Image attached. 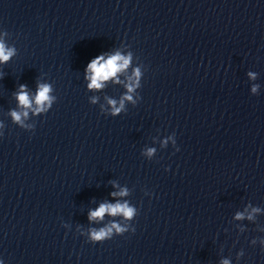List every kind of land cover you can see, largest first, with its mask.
<instances>
[{
	"label": "clouds",
	"instance_id": "clouds-1",
	"mask_svg": "<svg viewBox=\"0 0 264 264\" xmlns=\"http://www.w3.org/2000/svg\"><path fill=\"white\" fill-rule=\"evenodd\" d=\"M14 55V49H8L5 47L3 42H0V63L7 62L12 56ZM130 64V56H124L120 52H116L112 55H97L93 58L88 64L85 69L86 79L89 81L88 88L90 90L95 89L99 90L104 87V83L116 79L118 73L123 72L128 68ZM134 75L139 77L140 72L138 69L134 71ZM253 73H249V76L254 78ZM116 82H119L116 80ZM128 92H132L134 90V85H128ZM253 92L256 91V87L254 86L252 89ZM51 92V86L48 84H39L37 88L36 95L33 98L30 97L29 93L26 90V85H21L19 92L16 94V99L20 107L24 109H30L33 106V103L36 105L35 112H40L44 110L45 105H50L52 97H50L49 93ZM132 101L133 98L131 95H125L121 101L120 106H116L115 100H109V105L112 106V114L115 116L118 114L121 109L124 107V101ZM134 102V101H133ZM13 120L15 122H22V116L27 117L28 112L24 111L23 113L12 111L10 113ZM154 152V149L148 150V155L151 156ZM115 186V185H114ZM113 196L120 195L124 196L127 195V191L122 189L119 193H112ZM258 211L257 209L253 210ZM110 216H122L127 220H131L135 216V209L127 202L124 203H101L95 210H90L88 214V218L90 221H99L104 218L105 215ZM243 214L238 213L236 219H242ZM249 219L252 217L249 216ZM113 229L117 233H122L126 231L125 228L121 227L120 225L113 223L111 226H107L105 228H101L99 230H91L89 233V239L93 244L102 243L105 240L111 237L113 233ZM135 229H133L134 231ZM222 264H229L228 260H223Z\"/></svg>",
	"mask_w": 264,
	"mask_h": 264
}]
</instances>
